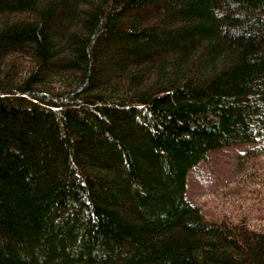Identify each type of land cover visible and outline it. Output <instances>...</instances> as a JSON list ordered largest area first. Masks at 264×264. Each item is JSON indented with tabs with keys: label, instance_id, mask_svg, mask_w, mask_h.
I'll list each match as a JSON object with an SVG mask.
<instances>
[{
	"label": "trees",
	"instance_id": "obj_1",
	"mask_svg": "<svg viewBox=\"0 0 264 264\" xmlns=\"http://www.w3.org/2000/svg\"><path fill=\"white\" fill-rule=\"evenodd\" d=\"M236 145L259 168L264 0H0V264H264L262 176L187 196Z\"/></svg>",
	"mask_w": 264,
	"mask_h": 264
},
{
	"label": "rangeland",
	"instance_id": "obj_2",
	"mask_svg": "<svg viewBox=\"0 0 264 264\" xmlns=\"http://www.w3.org/2000/svg\"><path fill=\"white\" fill-rule=\"evenodd\" d=\"M244 148L245 145H236L213 151L205 161L190 171L187 196L196 204L202 205L208 216L217 217L219 211L231 209L232 198L246 201L244 198L247 194L258 190L251 183L258 181V176L264 178V157L258 160L259 168L252 160L250 165L243 168L240 155ZM236 189L241 193L237 196V192H233L235 196L230 198L229 192ZM243 193L244 198L241 197Z\"/></svg>",
	"mask_w": 264,
	"mask_h": 264
}]
</instances>
